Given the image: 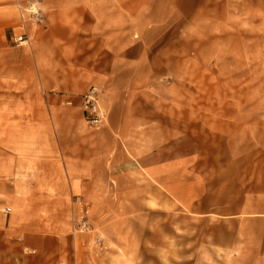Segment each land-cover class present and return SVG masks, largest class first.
<instances>
[{
  "label": "crops",
  "instance_id": "obj_1",
  "mask_svg": "<svg viewBox=\"0 0 264 264\" xmlns=\"http://www.w3.org/2000/svg\"><path fill=\"white\" fill-rule=\"evenodd\" d=\"M27 1L0 0V264H120L106 237L123 215L146 230L148 264L160 249L163 264H264V95L187 111L147 93L192 69V46L194 70L226 55L235 84L247 70L263 87L264 0H39L40 21L19 14Z\"/></svg>",
  "mask_w": 264,
  "mask_h": 264
},
{
  "label": "rangeland",
  "instance_id": "obj_2",
  "mask_svg": "<svg viewBox=\"0 0 264 264\" xmlns=\"http://www.w3.org/2000/svg\"><path fill=\"white\" fill-rule=\"evenodd\" d=\"M16 8L22 17L26 16L23 18L30 20H35L33 16L38 15L39 11L43 10L42 6H40L39 0H28L25 5H23L22 3H18ZM19 33L22 32L16 31L13 34V38L14 35ZM192 47L194 48V46ZM193 48H191L193 50L192 54H188L186 56V62L192 63V69L170 72V75H168L164 79L162 78L160 81H154L155 85L147 87V93L157 96H168L171 100L170 106L172 109L177 110L178 105H181L187 111L195 110L196 106H202L203 111L210 110L211 106H213L214 109H222L223 107L227 106L228 96L232 95H251L255 98L254 100H258L256 99L258 98L257 96L264 95V86L260 87L259 83L257 84L256 80H258V76L254 77L258 72L247 70L235 71L234 73L236 84L234 83L232 71L228 72L225 69H221L227 64L226 55H219L218 57H216V59L218 60H215V63L218 64V70H211L210 68H204L203 70H194L193 68L195 62H200V60L198 59V56L194 54ZM206 62H209V60H205V62H203V67H206ZM217 66H215V68H217ZM244 80H246V84H244ZM252 82H254V85L252 84ZM161 88H164V90L160 91L159 89ZM211 97H215L217 99H214L213 102H210ZM206 100H209V102H207ZM88 207H90V204ZM90 208L89 215L91 216ZM116 222L118 223L115 224L113 222L109 227L111 238L105 236L107 242L106 244L108 245V251H110L111 249L114 250V248H116V250L120 252V250H118L117 247L113 244V241H118L119 243L123 244V249H125V251H123L125 252V257L123 256V262L120 264H148V256L146 255V230L137 231V228H134V215L120 216V219L116 220ZM140 224L139 227H141ZM134 240L135 244H138L136 243V240H139L140 246L134 247ZM157 258H160V261L156 262L155 264H163L164 257L162 255V249H160L158 256L156 253H151V255L149 256V259L151 261L153 259L156 261ZM107 264L119 263L111 261L107 262ZM151 264L153 263L151 262ZM166 264L169 263L167 262Z\"/></svg>",
  "mask_w": 264,
  "mask_h": 264
},
{
  "label": "built area",
  "instance_id": "obj_3",
  "mask_svg": "<svg viewBox=\"0 0 264 264\" xmlns=\"http://www.w3.org/2000/svg\"><path fill=\"white\" fill-rule=\"evenodd\" d=\"M34 19L40 21V16H33ZM14 43L19 46H27L30 42V38L26 33H19L14 35ZM83 110L84 117L90 126L99 128L106 120V112L103 107V95L98 86H92L83 95ZM74 207L77 210L76 222L78 224V230L81 233L91 232L92 226L89 221V205L81 197L76 196L74 199ZM9 210V209H8ZM102 237H97V241L101 242ZM103 247H105L103 245Z\"/></svg>",
  "mask_w": 264,
  "mask_h": 264
}]
</instances>
